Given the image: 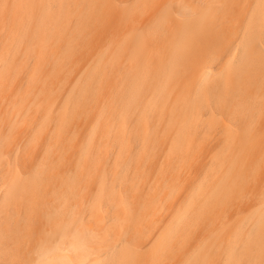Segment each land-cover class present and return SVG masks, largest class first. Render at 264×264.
I'll return each instance as SVG.
<instances>
[{
    "label": "bare ground",
    "instance_id": "1",
    "mask_svg": "<svg viewBox=\"0 0 264 264\" xmlns=\"http://www.w3.org/2000/svg\"><path fill=\"white\" fill-rule=\"evenodd\" d=\"M0 264H264V0H0Z\"/></svg>",
    "mask_w": 264,
    "mask_h": 264
}]
</instances>
